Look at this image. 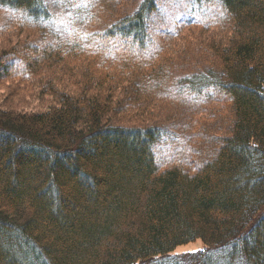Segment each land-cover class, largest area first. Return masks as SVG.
<instances>
[{
	"label": "trees",
	"instance_id": "1",
	"mask_svg": "<svg viewBox=\"0 0 264 264\" xmlns=\"http://www.w3.org/2000/svg\"><path fill=\"white\" fill-rule=\"evenodd\" d=\"M220 1L216 27H183L220 32L197 54L174 43L180 33L153 44L158 0L115 19L94 47L50 38L45 0H0L20 15L19 39L0 49V90L28 82L15 92L24 100L37 83L52 100L29 112L0 96V264H264V0ZM177 70L189 73L172 84ZM178 85L212 90L233 118L215 148L165 165V122L187 124ZM154 100L164 108L150 113ZM198 239L188 259L171 254Z\"/></svg>",
	"mask_w": 264,
	"mask_h": 264
},
{
	"label": "rangeland",
	"instance_id": "2",
	"mask_svg": "<svg viewBox=\"0 0 264 264\" xmlns=\"http://www.w3.org/2000/svg\"><path fill=\"white\" fill-rule=\"evenodd\" d=\"M45 2L52 13V26L50 23L48 29L50 28L51 30L52 27L53 31L56 32L54 37L51 36L50 38L54 41H64L66 43L79 42V44H87L94 47V40L104 32L105 27L115 19L131 13L137 8L141 0H45ZM225 15L226 11L220 0L201 2L196 0H158L157 9L150 15L149 19L151 40L153 44L154 42L158 44L157 40L159 38L160 40H168L180 33V36L173 40L174 43L179 45L178 47H182L185 45L183 42L186 40L184 39H187L192 43L190 46L194 47L198 54L195 45L209 38H217V35L220 36V32L218 29L213 28L205 30L200 28L193 29L191 26H188L189 28L186 29H183V27L191 23L195 24L193 26L216 27ZM16 16L20 17L19 13L0 6V49L6 38L10 39V43L19 39L14 38V35L12 36L14 28L11 25L12 22L15 21L14 19ZM187 29L190 31L186 32ZM37 36L38 35H36V37ZM39 39L40 36L36 38V40ZM199 39H201V41ZM174 57L175 60H177V56L174 55ZM196 57L198 58V55ZM206 65L207 64L200 62L199 69L207 70L208 67ZM208 71L209 69L207 72ZM184 73L189 72L177 70L172 84H174L177 79L183 77ZM217 75L223 77L222 74L219 75L217 73ZM20 84V91L29 87L28 82ZM7 85L8 83H4V87ZM39 86L40 85L37 83L34 84L31 90H34L33 96L31 97L29 94H25L22 98L24 100H21L19 95L15 93L18 87L11 85L6 87L8 89L0 90V96L10 98L14 106L24 108L25 105L24 109L29 112L42 111V109L47 108L49 103H52V100L47 98V100L43 102L38 99L37 94L39 93ZM13 88L15 90L11 92L10 89ZM210 89L212 88L210 87ZM171 91L173 93H179L178 98H182L185 103V106L181 104H178V106L179 109L186 111L183 116L187 118V124L181 123L182 125L184 124V126H180L177 120H167L165 122L168 133L156 145L158 161L165 165L169 164L170 161H186L188 152L193 146L199 148L200 145H202L201 150L203 151H206L207 148L211 146L215 148L220 141L218 140L219 137L213 136L224 135L229 132L233 118V108L225 109L223 105L216 100L217 96H214L212 90H209L207 94L197 93V95L190 93L187 87L178 85V88H176V86L174 88L171 87ZM207 106L209 107L206 108ZM162 107L164 108V106H161L154 100L150 101L146 109L150 113H157L159 109H163ZM167 108L169 107H165V110L162 112L163 115L166 114L167 111H173ZM210 109H212V112ZM201 117L204 118V123L201 124L202 126L200 123L196 124V119ZM187 125H194V128L200 129V134H193L191 132L192 130L187 128ZM196 129H194V131H196ZM203 246L202 240L198 239L197 241L179 246L171 254L178 256V258L184 257L183 259H188L192 253L198 252Z\"/></svg>",
	"mask_w": 264,
	"mask_h": 264
}]
</instances>
